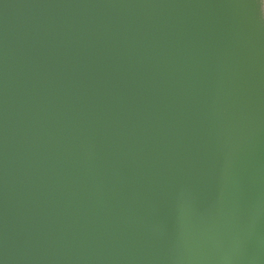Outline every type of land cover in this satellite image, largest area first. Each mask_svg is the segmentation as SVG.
<instances>
[{
	"label": "water",
	"instance_id": "water-1",
	"mask_svg": "<svg viewBox=\"0 0 264 264\" xmlns=\"http://www.w3.org/2000/svg\"><path fill=\"white\" fill-rule=\"evenodd\" d=\"M0 264H264L260 0H0Z\"/></svg>",
	"mask_w": 264,
	"mask_h": 264
},
{
	"label": "snow or ice",
	"instance_id": "snow-or-ice-1",
	"mask_svg": "<svg viewBox=\"0 0 264 264\" xmlns=\"http://www.w3.org/2000/svg\"><path fill=\"white\" fill-rule=\"evenodd\" d=\"M262 7H264V0H260Z\"/></svg>",
	"mask_w": 264,
	"mask_h": 264
}]
</instances>
